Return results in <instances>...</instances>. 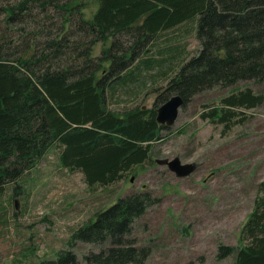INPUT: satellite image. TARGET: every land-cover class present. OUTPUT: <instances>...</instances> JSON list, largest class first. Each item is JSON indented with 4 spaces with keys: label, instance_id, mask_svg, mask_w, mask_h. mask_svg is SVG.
Segmentation results:
<instances>
[{
    "label": "rangeland",
    "instance_id": "rangeland-1",
    "mask_svg": "<svg viewBox=\"0 0 264 264\" xmlns=\"http://www.w3.org/2000/svg\"><path fill=\"white\" fill-rule=\"evenodd\" d=\"M231 1L240 6L239 13L214 2L221 17L248 15L249 19L250 14L257 15L253 14L259 10L256 8H264L253 0ZM96 7L93 0H0V53L11 60L32 54L28 68L35 79L41 73L60 74L66 69L67 75L62 77L66 82L96 74L104 104L116 114L155 110L170 97L181 96L179 74L191 77L177 118L169 126L162 124L153 150L155 159L178 158L194 168L178 177L166 165L154 162L114 184L90 191L80 172L68 173L57 166L56 150H51L35 172L23 176L25 190L20 197L9 198L11 186L4 192L1 210L6 222L0 226V264H37L39 258L53 257L54 251L64 248L70 231L99 207L141 191L149 192L153 204L135 219L124 244L147 248L144 264H232L233 258L222 257L219 247L237 245L257 184L264 180V100L247 110L246 122L231 126L204 119L201 113L237 88L248 87L264 96V46L257 58L253 46L264 44V40H249L236 49L233 41L250 37L235 38L234 30L223 26L229 22L223 19L218 25L214 11L207 10L179 36L182 43L175 47L181 49L184 61L162 60L166 48L153 45L151 39L142 43L138 32L127 31L104 40L97 26L90 23ZM204 18L211 19L210 33L203 29ZM256 19L259 22L249 27L250 34L253 29H264V18ZM223 31L224 36L220 35ZM194 58H199V66L192 71L185 68ZM104 66L109 69L98 73ZM18 72L23 77V72ZM52 197V206L43 202ZM34 244L36 254L24 260L22 248ZM106 245L78 243L73 249L75 264H102L94 262L91 255Z\"/></svg>",
    "mask_w": 264,
    "mask_h": 264
},
{
    "label": "trees",
    "instance_id": "trees-1",
    "mask_svg": "<svg viewBox=\"0 0 264 264\" xmlns=\"http://www.w3.org/2000/svg\"><path fill=\"white\" fill-rule=\"evenodd\" d=\"M93 1L97 7L90 23L97 26L104 40L127 31L138 32L142 43L151 39L153 45L166 48L164 56H160L162 60L182 59L181 49L175 47L182 43V36H179L185 34L188 25L207 10L214 11L218 25L223 19L229 22L223 26L229 31L234 30L235 38L238 39L239 35L250 37L233 41L236 49L244 42L250 43L249 40H264V29H253L252 34L249 31L251 25L254 27L259 22L256 17L264 18V8H256L259 10H254L253 14L257 12V15L250 14L249 19L248 15L221 17L216 12L215 1L222 7L228 5L229 12L241 11L240 6L231 0ZM252 2L264 6V0ZM242 7L246 8V5ZM210 20L204 18L202 22L207 33L212 25ZM224 33L220 32V35L224 36ZM211 36L208 35V40L212 44ZM173 39L178 40L174 42ZM171 45L174 49L169 47ZM253 46L257 58L264 44L254 43ZM47 55L35 62L42 61ZM30 57L32 54L26 53L11 60L0 53V226L6 222V215L1 210L4 208V192L11 186L7 190L9 198L20 197L25 190L23 176L32 170L35 172L51 150H56V164L60 169L68 173L80 172L87 189L94 191L97 187L114 184L144 165L154 164L153 149L163 128L156 120L154 109L116 114L107 108L96 74L66 82L62 78L67 75L66 69L60 74L41 73V77L35 79L33 70L28 68ZM198 59L186 63L185 68L195 69L199 66ZM206 61H211V57H206ZM105 69L108 70L109 66L98 69V73ZM18 71L23 72V77ZM179 75L177 90L185 96L191 77ZM263 100L264 96L251 88H237L207 107L201 117L220 125L243 123L248 120L247 110L254 109ZM257 191L253 207L240 227L237 245L219 247L222 257L233 258L232 264H264V180L257 184ZM150 197L149 192L141 191L118 197L112 204L114 198L111 199L70 231L63 241L64 248L54 251L51 258L37 259V264H75L73 249L78 243L107 244L98 254L91 255L96 263L144 264L149 250L124 243L135 219L153 204ZM45 200L43 202L52 206L53 197ZM13 215H17L16 210ZM22 249L25 260L34 256L38 247L34 244Z\"/></svg>",
    "mask_w": 264,
    "mask_h": 264
},
{
    "label": "water",
    "instance_id": "water-1",
    "mask_svg": "<svg viewBox=\"0 0 264 264\" xmlns=\"http://www.w3.org/2000/svg\"><path fill=\"white\" fill-rule=\"evenodd\" d=\"M183 100L181 96L175 95L164 101L160 106L155 109L156 113V120L157 122L162 125L165 124L166 126L171 125L178 115V110L182 105ZM163 126V125H162ZM157 163L166 165L167 168L172 171L176 176L182 177L191 173L194 168L192 163H182L180 159L174 158L172 160H159L156 159ZM133 178H130L132 180ZM14 207H17V202L15 200Z\"/></svg>",
    "mask_w": 264,
    "mask_h": 264
}]
</instances>
